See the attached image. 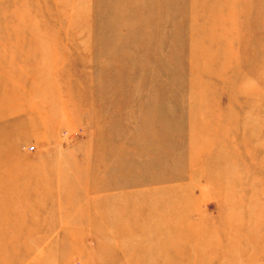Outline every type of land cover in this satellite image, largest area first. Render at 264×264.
<instances>
[{
	"label": "rangeland",
	"instance_id": "rangeland-1",
	"mask_svg": "<svg viewBox=\"0 0 264 264\" xmlns=\"http://www.w3.org/2000/svg\"><path fill=\"white\" fill-rule=\"evenodd\" d=\"M0 264H264V0H0Z\"/></svg>",
	"mask_w": 264,
	"mask_h": 264
}]
</instances>
